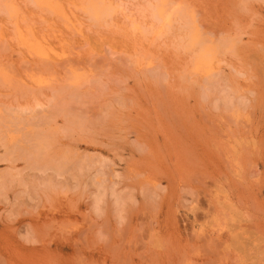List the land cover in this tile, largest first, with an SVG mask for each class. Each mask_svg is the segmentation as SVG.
<instances>
[{
    "label": "rangeland",
    "instance_id": "rangeland-1",
    "mask_svg": "<svg viewBox=\"0 0 264 264\" xmlns=\"http://www.w3.org/2000/svg\"><path fill=\"white\" fill-rule=\"evenodd\" d=\"M91 1L0 0V264H264V0Z\"/></svg>",
    "mask_w": 264,
    "mask_h": 264
},
{
    "label": "bare ground",
    "instance_id": "bare-ground-1",
    "mask_svg": "<svg viewBox=\"0 0 264 264\" xmlns=\"http://www.w3.org/2000/svg\"><path fill=\"white\" fill-rule=\"evenodd\" d=\"M162 3V2H161ZM90 4V8H91V10H92V12H91V14L93 13V15L92 16H96V19L98 18V20L99 19H101V17H105V18H110V16H113L112 14L113 13H111L112 11L114 12V8L110 5V6H107V3H106V5L103 3V0H92L91 1V3H89ZM166 4V3H165ZM164 1H163V5H161V7L158 9V10H156V11H153V13L152 14H154L155 12V14L153 15V16H155L156 15V17H158V19L159 20H161L162 22H163V20H165V17H166V15L168 14V12H167V10L165 9V7H164ZM120 6V5H119ZM158 6H159V4L157 5V8H158ZM110 7L111 8H113L114 10H111L110 9ZM9 8V7H8ZM90 10V11H91ZM154 10V9H153ZM174 10V9H173ZM178 10V9H177ZM111 13V14H110ZM173 13V12H172ZM182 14L181 12H178L177 14H178V17H180V16H182V15H180V14ZM110 14V16H108ZM106 15V16H105ZM180 15V16H179ZM169 17V16H168ZM105 18H103V19H105ZM169 18H172V17H169ZM182 18H184L185 19V16L183 17L182 16ZM187 18V17H186ZM156 19V18H155ZM183 19V20H184ZM102 20V19H101ZM108 20V19H107ZM172 21H174L173 19H171ZM160 21V22H161ZM185 22H187V23H185ZM188 22L189 21H187L186 19H185V21H184V25L186 24V26L188 25L189 26V24H188ZM166 23H167V21H166ZM164 24H165V22H164ZM168 24V23H167ZM168 25H170V24H168ZM171 26V25H170ZM166 27H164V29H165ZM186 28H188V27H186ZM189 29H191V27H189L188 28V30ZM186 30V29H185ZM191 30H193V29H191ZM158 31V30H157ZM190 32H192V31H190ZM189 33V32H188ZM192 34V33H191ZM190 35V34H189ZM193 35V34H192ZM192 35H191V37H192ZM27 37V36H26ZM193 38V37H192ZM196 38V37H195ZM194 38V39H195ZM198 42H199V44L202 42V41H199V38H198ZM189 46L191 45L190 43L188 44ZM193 45V44H192ZM201 45V44H200ZM225 45V44H224ZM221 46H223V45H221ZM193 47V46H192ZM201 49H202V51H204L203 50V48H202V46L200 47ZM207 48V47H206ZM220 48V47H219ZM205 49V48H204ZM221 49V48H220ZM219 49V50H220ZM209 50H211V48L209 49ZM201 52V51H200ZM208 52L209 51H206V53L205 52H203V55L204 56H206V58H208V56L207 55H205V54H208ZM213 52V51H212ZM205 53V54H204ZM201 55V57L203 56L202 54H200ZM209 56H211L212 55V53L211 54H208ZM213 56V55H212ZM201 59V58H200ZM210 59V58H209ZM209 59H208V62H209ZM211 60V59H210ZM204 61H206L205 59H204ZM207 63V62H206ZM40 140V139H39ZM43 143V142H42ZM40 147V146H39Z\"/></svg>",
    "mask_w": 264,
    "mask_h": 264
}]
</instances>
